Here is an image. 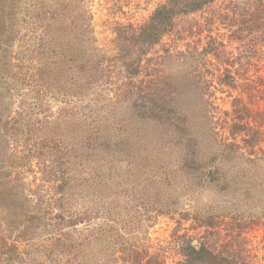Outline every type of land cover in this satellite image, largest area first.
<instances>
[{
    "label": "rangeland",
    "instance_id": "obj_1",
    "mask_svg": "<svg viewBox=\"0 0 264 264\" xmlns=\"http://www.w3.org/2000/svg\"><path fill=\"white\" fill-rule=\"evenodd\" d=\"M165 1L0 0V264H175L176 241L204 233L264 264L261 34L239 30L246 0H216L130 77L123 26Z\"/></svg>",
    "mask_w": 264,
    "mask_h": 264
},
{
    "label": "trees",
    "instance_id": "obj_2",
    "mask_svg": "<svg viewBox=\"0 0 264 264\" xmlns=\"http://www.w3.org/2000/svg\"><path fill=\"white\" fill-rule=\"evenodd\" d=\"M215 1L216 0H166L153 11L149 19L138 29H134L132 24L124 25L121 33L119 32V37L126 39L127 42L122 49L124 48L127 53H124L120 48L122 50V55L120 56L124 60L125 71L130 77H136L141 72L140 59L134 58H137L140 53H147L153 45L159 43L165 35L171 33L176 25L178 17L204 10L207 5ZM243 4L244 9L238 13L239 17H235V20H241L239 24L243 28L239 30H247V33L255 35V38H258L259 34H261V38L264 42V0H246ZM252 4H256V7ZM222 19H228V15L223 16ZM260 45L264 48L263 44ZM134 55H136V57H133ZM225 78V80L229 82L233 80V77L229 74L226 75ZM237 100L238 99L235 101L237 102ZM235 107L237 108V105H235ZM235 112H238V108ZM231 128L233 133L243 134V140L247 143V146H255L256 140H259L258 135L260 133L255 130L257 127L251 126L244 121L242 115L236 116ZM250 132H253L252 136ZM63 186L62 188H64ZM61 215L58 224L63 225L64 223H70L74 225L81 222L79 219L77 220L63 214ZM32 219L39 220V217L34 216ZM64 226H66V224H64ZM2 246L8 247L6 242H2ZM14 246L15 244L10 245L11 249ZM11 249H9L8 252H11ZM176 249L181 259L175 264H238L236 255L233 256L221 250L217 251L209 242V234L205 235V233L199 240L194 237H188L186 234L181 236L176 241ZM135 252L137 253L136 256L134 255L136 261H129V259L126 258L124 259L125 263L163 264L162 260L153 257V255L146 251ZM10 254H12V252Z\"/></svg>",
    "mask_w": 264,
    "mask_h": 264
}]
</instances>
